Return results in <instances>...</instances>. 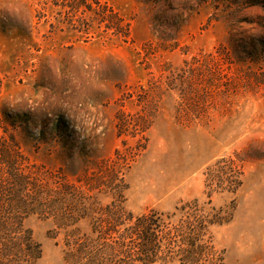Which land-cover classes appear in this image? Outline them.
<instances>
[{
	"label": "rangeland",
	"instance_id": "obj_1",
	"mask_svg": "<svg viewBox=\"0 0 264 264\" xmlns=\"http://www.w3.org/2000/svg\"><path fill=\"white\" fill-rule=\"evenodd\" d=\"M222 160L235 194L206 188ZM14 175L135 215L211 201L226 263L264 264V0H0V184ZM59 223L21 221L38 264H66Z\"/></svg>",
	"mask_w": 264,
	"mask_h": 264
},
{
	"label": "trees",
	"instance_id": "obj_2",
	"mask_svg": "<svg viewBox=\"0 0 264 264\" xmlns=\"http://www.w3.org/2000/svg\"><path fill=\"white\" fill-rule=\"evenodd\" d=\"M242 176L235 161L222 160L208 169L206 188L235 194ZM13 178L16 190L0 184V264H38L41 245L21 224L31 214L60 221L66 264H227L214 228L228 223L230 215L211 201L184 204L173 214L151 210L135 215L120 200L102 204L71 187L54 191L30 183L26 176ZM4 200L6 206L1 205Z\"/></svg>",
	"mask_w": 264,
	"mask_h": 264
}]
</instances>
